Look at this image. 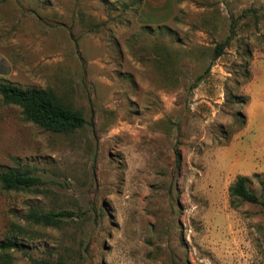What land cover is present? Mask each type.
Instances as JSON below:
<instances>
[{"label": "rangeland", "instance_id": "rangeland-1", "mask_svg": "<svg viewBox=\"0 0 264 264\" xmlns=\"http://www.w3.org/2000/svg\"><path fill=\"white\" fill-rule=\"evenodd\" d=\"M133 1L0 0V83L88 120L49 131L0 95V170L41 179L0 184V241L13 264H264V205L229 191L264 201V0Z\"/></svg>", "mask_w": 264, "mask_h": 264}, {"label": "trees", "instance_id": "trees-1", "mask_svg": "<svg viewBox=\"0 0 264 264\" xmlns=\"http://www.w3.org/2000/svg\"><path fill=\"white\" fill-rule=\"evenodd\" d=\"M139 6L143 0H134ZM135 2V3H136ZM226 43H218L214 50V58L219 57L225 48ZM210 66L206 72H210ZM204 75L198 76L196 83H199ZM0 95L4 103L17 105L21 108L25 120L33 122L46 130L61 133L74 132L88 123L84 113L66 103L54 89L20 87L12 83H0ZM244 123V121H243ZM40 177L33 174L30 168H15L12 170H0V184L6 190H40ZM233 199H240L252 203L264 205V201L249 187V179L240 175L229 188ZM74 212L68 210H45L32 208L26 219L32 225L43 227H59L65 217H72ZM23 244L18 243L11 237L0 241V264H13L14 250L23 249ZM32 264H63L62 261H51L47 259L30 258Z\"/></svg>", "mask_w": 264, "mask_h": 264}]
</instances>
